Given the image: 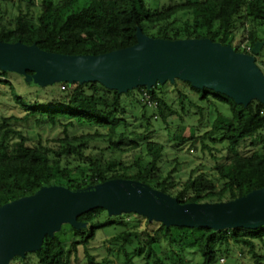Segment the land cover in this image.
I'll return each mask as SVG.
<instances>
[{"label":"trees","instance_id":"16d2710c","mask_svg":"<svg viewBox=\"0 0 264 264\" xmlns=\"http://www.w3.org/2000/svg\"><path fill=\"white\" fill-rule=\"evenodd\" d=\"M78 1L40 0L37 4L36 0H0V42L36 44L49 53L95 56L133 46L138 28L153 39H209L246 54L264 41V0H178L164 5L160 0H85L82 6ZM7 4L16 6L18 13L4 19ZM236 38L239 41L232 46ZM263 50L264 46L255 60L264 74ZM11 74L18 76L0 72V86L6 88L4 95L23 116L12 114L0 119V206L33 195L44 184L78 190L117 179L144 183L180 204L228 202L264 188V146L250 156L239 154L241 142L264 132V106L256 101L239 106L221 94L199 91L176 80L173 88L182 107L192 99L179 90V84L199 95V106L192 103L197 108L192 115L198 119L189 126L193 132L186 135L182 121L189 113L179 116L174 105L157 94L160 85L150 92L142 87L119 94L99 83H61L32 88L21 95L14 82L8 81ZM142 94L155 106L141 101L145 100ZM125 100H130L131 107H140L141 113H129ZM219 106L225 107L224 113ZM212 107L216 115L211 130L197 136V128ZM175 119L181 125L175 124ZM158 120L163 126L155 128ZM15 122H46L60 128L62 135L45 142L33 141ZM154 129L168 132L167 140L173 145L149 141ZM212 133H217L219 139L210 137V142L223 146L218 159L203 141ZM197 142L216 161L212 173L194 168L180 182L175 178L179 159L174 158L176 165L163 177L169 162L165 159L166 149L177 153L189 143L196 151ZM128 153L133 154L131 161L123 157ZM106 215L104 210H93L78 218L88 223V228L77 231L66 226L78 237L72 238L66 250L58 238L61 230L53 238L46 237L42 249L30 255L37 258L38 264H53L46 249L52 255L62 250L63 264H71V257L82 246L85 264H113L110 257L121 259L120 264H185L184 251L189 248L197 252V264H219L222 257L232 255V246L245 251L254 264H264V251H258V245L264 246V227L216 233L209 229L165 228L136 215L103 221ZM130 217H134L132 223L123 222ZM141 221L147 229H140ZM109 227L119 230L103 242L106 255L97 260L89 244L98 231ZM28 256L22 260L24 264H30Z\"/></svg>","mask_w":264,"mask_h":264},{"label":"water","instance_id":"95a60500","mask_svg":"<svg viewBox=\"0 0 264 264\" xmlns=\"http://www.w3.org/2000/svg\"><path fill=\"white\" fill-rule=\"evenodd\" d=\"M264 41L251 54L209 39L161 40L136 32V44L100 55H63L39 49L36 44L0 42V72L14 73L32 88L55 84L99 83L126 94L137 88L152 91L156 85L188 83L247 107L264 106V74L256 64ZM101 209L110 218L136 215L165 228L209 229L216 233L264 227V188L233 201L180 204L175 198L132 180H109L85 189L42 185L31 196L0 206V264L39 252L46 237L63 226L88 228L78 218Z\"/></svg>","mask_w":264,"mask_h":264},{"label":"rangeland","instance_id":"374dc122","mask_svg":"<svg viewBox=\"0 0 264 264\" xmlns=\"http://www.w3.org/2000/svg\"><path fill=\"white\" fill-rule=\"evenodd\" d=\"M17 1L18 0H14L15 3H17ZM177 1L178 0H160V5L175 3ZM195 1H199V0H195ZM39 2L40 0H36L37 4ZM84 4H85V0L78 1V5L82 6ZM22 7L24 6L22 5ZM4 13H5L3 17L4 19L5 18L7 19V17H9L10 15L15 16L18 13L17 7L15 6L14 8H11L10 4H7L4 7ZM246 28H247V25H246ZM238 41L239 40L236 38L232 46H236ZM263 54H264V50H263ZM0 80H2L1 77H0ZM8 81L14 82V87L16 91L19 92V94L21 95L27 94L32 89V87L27 86L24 83V81H22L20 77L18 76L16 77L11 74L8 78ZM173 87H174L173 84H170V83H167L166 86L160 85L157 88V94L159 96H162L166 103L168 104L172 103L174 105V109L177 111L179 116L182 114L189 113V115H187L185 119L182 121L183 126L186 127L184 130L185 131L184 134L189 135L191 132H193V130H191L189 126L195 123V120L198 119V116H196V119H195L194 116L192 115L193 113H196V109H197L195 106L192 105V103L199 106L198 105L199 103H196L197 102L196 98H198L199 95L190 91L189 88L184 86L183 84H179L178 85L179 90L186 93L190 97V99H192V100L185 101V105L184 107H182L179 103L177 92L175 91ZM5 89L6 88L0 86V98H1L0 99V119L9 117L12 114L22 117L23 115L21 114V110L16 105H14V103L11 100H8L7 95H4ZM141 97L142 99H144L145 98L144 94H142ZM29 101L30 100H25V102H29ZM129 101L130 100H125L127 111L131 113L132 115H135V114L139 115L141 113L140 107L136 105H134L135 107L133 106L131 107L129 104ZM141 101L144 102L146 100H141ZM219 108L224 113L225 107L219 106ZM147 112H150V110H148ZM215 115H216L215 109L212 107L206 119H203L202 125L197 128L198 129L197 136L204 135L207 131L211 130V124H212V121ZM15 123H16V127L19 130H22V132L28 135L33 141L40 139L45 142L48 140H52L54 138H58L62 135V131L60 128L52 127L46 122L41 123L40 125L34 124L33 122H27V123L15 122ZM177 123L180 124V121L178 119H175V124ZM154 125H155V128H160L163 126V123L161 122V120H158L154 123ZM153 131L154 132L149 136V139H150L149 141L158 142L166 146L173 145V141L169 140L168 142L167 140L169 136L168 132L165 131V133H163L162 130H158V129H154ZM210 137H213L214 139H219V135L217 133H212L210 136L205 137V139L203 140L205 144H207L213 149V156H215L218 159L221 157L220 150L221 148H223L222 143L218 142V143L212 144L209 139ZM263 139H264V132H261L251 139L244 140L243 142H241L239 146V154L241 156H250L255 151H260L264 146ZM195 146L197 148L196 151L195 149H190V146L188 143L182 147V150L180 152H177V153L172 152L169 148H167L165 159L168 160L169 162L164 168L163 177H166L167 173L171 171L173 167L176 165L174 158L179 159V160L177 159L179 162V169H178L179 171L178 173L175 174L176 176L175 178H177L176 180H179L180 182L185 181L187 178L188 172L194 168H199L202 171L212 173V169L214 168L216 161L212 158V155L210 154L209 151L201 150L200 142H197ZM132 156L133 154L128 153L124 155L123 157L126 161H131L133 158ZM106 219L108 220V219H113V218H110L107 215L102 218L103 221H105ZM114 220L117 221L116 218H114ZM133 221H134V217L123 219L124 223H132ZM68 228L66 229V226H63L61 229L62 232L58 234V238L60 242L62 243V247L65 250L69 247V244L72 238L75 237L72 230ZM140 229L141 230L147 229L143 221H141ZM118 230L119 229H113V227H109V228H105L103 231H98L96 233L95 239L91 241L89 244V249L92 251V254L95 256L97 260H101L106 255V248L103 246V242L105 240H109L112 237H114L117 234ZM75 238L76 240H78V237H75ZM258 246H259L258 251H261L262 249L264 251L263 245H258ZM46 250H47V257H50L53 264H63L62 259H63L64 254L62 250L56 251L55 254L53 255L49 249H46ZM231 250L233 251L232 255L228 258L222 257L223 261H219V264H254L253 259L250 256H248L245 251L242 252L238 248H234L232 246H231ZM184 252H185L184 255L187 260L185 264H197L198 263L199 257L195 250L186 248ZM28 258L29 259L27 260L30 261V264H36V263L38 264V262L36 261L37 258L34 255L29 254ZM110 259L113 261V264H120L121 262V259L116 260L113 257H110ZM45 263L46 261L44 262V264ZM11 264H24V263L19 258H16L11 262ZM71 264H85L84 250L82 246H79L77 249V253L71 257Z\"/></svg>","mask_w":264,"mask_h":264},{"label":"built area","instance_id":"2783aa9c","mask_svg":"<svg viewBox=\"0 0 264 264\" xmlns=\"http://www.w3.org/2000/svg\"><path fill=\"white\" fill-rule=\"evenodd\" d=\"M62 89H63V88H62ZM144 96H145V98H144V99L146 100V102H147V105H148V106H151V107H152V106L154 107V106H155V104H153V103H151V102H149V101H148V96H146L145 94H144ZM220 261H223V260H220Z\"/></svg>","mask_w":264,"mask_h":264}]
</instances>
